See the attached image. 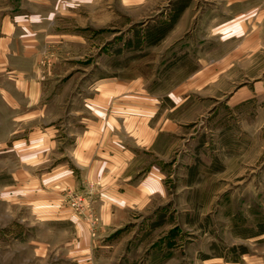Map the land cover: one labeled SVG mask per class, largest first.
<instances>
[{"label":"rangeland","instance_id":"obj_1","mask_svg":"<svg viewBox=\"0 0 264 264\" xmlns=\"http://www.w3.org/2000/svg\"><path fill=\"white\" fill-rule=\"evenodd\" d=\"M190 3L186 17L190 31L184 35L193 36L197 49L198 41L207 40L193 33L191 15L218 14L212 0H0V23L35 15L42 31L37 54L29 59L22 57L15 32L2 31L0 26V39L12 38L3 45L10 54L8 72L0 66V90H8L7 97L23 105V97L15 93L12 72L26 71L27 79L35 73L43 92L39 104L49 101L48 110L57 115L80 101L73 95L75 90H91L86 96H92L102 79H113L120 90H132L126 95L133 106L144 104L137 92L146 90L162 103L160 117L183 126L181 144L164 159L169 168L166 196L160 203L165 214L176 218L184 244L195 238L197 245L206 248V239L214 238L219 244L215 255L229 260L245 257L243 264H264V96L240 105L228 103L236 88L257 79L264 70V57L259 62L236 61L230 73L215 79L213 90H172L188 80L196 64L187 55L167 58L164 43L144 48L143 30L149 24L153 34L158 33L172 12L179 13ZM127 40L134 46H127ZM209 49L221 53L223 48L215 42ZM215 70L222 68L216 63ZM5 95L0 93L1 186L12 183L11 173L25 167L6 149L30 130V122H21L22 111L5 104ZM184 98L180 108L169 110L173 102ZM16 177L20 182L21 176ZM12 189L0 187V264H72L73 255L64 245L67 228L41 220L45 217L41 214L37 222L30 198L10 194Z\"/></svg>","mask_w":264,"mask_h":264},{"label":"crops","instance_id":"obj_2","mask_svg":"<svg viewBox=\"0 0 264 264\" xmlns=\"http://www.w3.org/2000/svg\"><path fill=\"white\" fill-rule=\"evenodd\" d=\"M191 4L179 13L172 12L158 33L153 34L151 24L143 30L145 49L164 43L167 58L187 55L196 64L188 80L172 90H213L215 79L230 73L236 61L262 60L264 0H212L211 7L218 9V14L191 15L194 31L190 34L199 32V37L207 40L198 41L201 45L197 49L193 36L184 35L190 31L186 17ZM7 21L2 19L1 29L20 38L22 57L36 56L42 32L36 16L21 15L13 23ZM7 39H0L4 71L10 49H3V45L12 41ZM215 42L222 46L221 53L209 49ZM112 45L118 47L115 41ZM126 45L134 46V42L127 40ZM216 63L222 68L220 72L215 70ZM15 72V93L23 97V105L7 97L8 90L0 93L6 94L2 98L6 105L22 111L21 122H30V130L14 138L6 149L25 167L11 173L12 183H0V187L13 188L10 194L16 197H29L37 222L41 214L45 215L41 220L67 228L64 245L73 255L72 264H243L245 257L229 260L215 255L219 244L214 238L206 239V248L197 245L195 238L184 244L176 218L161 208L169 168L164 159L181 144L183 126L158 115L162 103L155 96L139 90L138 98L144 104L133 106L126 95L132 90H120L113 79H100L102 83L95 85L92 96H86L91 90H75L73 95L80 101L57 115V111L48 110L49 101L39 104L43 92L34 70L33 79H27L26 71ZM256 77L236 88L228 103L240 105L264 96V70ZM186 93L190 97V92ZM184 101L173 102L169 110L180 108ZM16 176H21L18 183ZM83 187L94 191L92 206L98 217L94 230L66 202L68 191L86 193L81 191Z\"/></svg>","mask_w":264,"mask_h":264},{"label":"built area","instance_id":"obj_3","mask_svg":"<svg viewBox=\"0 0 264 264\" xmlns=\"http://www.w3.org/2000/svg\"><path fill=\"white\" fill-rule=\"evenodd\" d=\"M93 190L90 189L86 193L67 192L66 202L71 209L79 216L91 222L90 226L94 230V224L97 223L98 217L95 215L93 202ZM93 193V194H92Z\"/></svg>","mask_w":264,"mask_h":264}]
</instances>
